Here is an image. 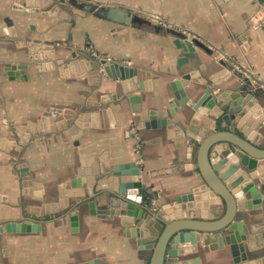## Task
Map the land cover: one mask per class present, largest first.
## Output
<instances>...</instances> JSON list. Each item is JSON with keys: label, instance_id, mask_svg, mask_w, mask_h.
<instances>
[{"label": "crops", "instance_id": "1", "mask_svg": "<svg viewBox=\"0 0 264 264\" xmlns=\"http://www.w3.org/2000/svg\"><path fill=\"white\" fill-rule=\"evenodd\" d=\"M68 1L0 0V264H149L152 249L140 243L136 227H128L125 217L91 218L85 203L76 212L79 229L74 232L69 219L74 211L68 210L75 199L67 197L69 207L61 210L60 192L72 189L76 180L84 182L81 169L93 173L95 167L107 171L136 163L156 195L154 208L164 209L158 205L163 200L172 207L177 196L193 194L203 199L196 209L204 220L221 210L201 178L197 143L182 133L178 117L172 128L159 130H146L144 122L150 111L166 108L159 99L170 94L168 83L195 70L191 61L177 71L182 51L168 29L192 34L214 51L210 57L197 49L202 65H216L220 82L236 74L233 80L241 83L237 75H245L236 64L264 84V0H78L126 9L149 22L130 27L98 19ZM93 51L144 74L139 101L133 100L137 90L127 84L125 93L122 82L109 79L103 70L95 80L77 74L78 67L90 70L95 63ZM13 65L24 68L12 79L8 69ZM200 76L214 74L205 69ZM252 89L264 103L263 90ZM102 98L107 100L101 108L90 105ZM100 110L107 114L99 115ZM45 113L53 117L47 120L49 131L29 132L28 127L43 128ZM79 119L83 128L65 135ZM57 123L66 127L58 129ZM22 126L28 137H19ZM247 134L264 149V128ZM12 143L16 145L6 149ZM22 164L31 186L23 185ZM105 179L110 190L113 177ZM84 186L80 183L76 191L86 192ZM46 208L51 212L41 216ZM185 210L194 213L195 208ZM254 212L245 214L257 227L246 245L258 253L264 241V198ZM24 218L39 220L41 230L4 231V224ZM165 264H232V259L227 247L213 250L202 244L196 254L167 256Z\"/></svg>", "mask_w": 264, "mask_h": 264}, {"label": "water", "instance_id": "2", "mask_svg": "<svg viewBox=\"0 0 264 264\" xmlns=\"http://www.w3.org/2000/svg\"><path fill=\"white\" fill-rule=\"evenodd\" d=\"M68 3L98 19L124 27L149 24L147 19L126 9L78 0H69ZM42 29L43 27H40L38 30ZM262 29L264 31V25ZM167 32L175 38V47L182 51V56L177 60V71L181 72L191 61H194L195 70L182 72L179 77L168 83L170 94L159 99V102L166 103V108L150 111L144 128H172V119L178 117V122L183 124L182 133L197 143L201 178L211 195L218 200L215 205L220 206L221 210H214L213 217L204 220L201 211L196 209L197 203L203 199L193 194L177 196L176 205L172 207L165 206L163 200L164 203L158 205H164V209L154 208L157 206L156 195L151 191V187L148 188L144 184L140 175L141 166L136 163L118 165L107 171L95 167L93 173L81 169L79 176L84 178V182L76 180L72 189L66 192L61 190L59 208L64 210L69 207L65 206L68 204L67 197L75 199L68 210L74 211L69 217L74 232L79 229L80 217L76 212L85 203L89 206L91 218L111 219V215L125 217L128 219V227H136V236L141 239L140 243L148 244L149 249H152L149 264H165L167 256L183 257L196 254L202 244L209 245L213 250L227 247L232 264H264V241L260 244L258 253H254L251 248L247 249L246 243L253 239L250 232H256L257 227L249 224L245 218L247 212L256 214L254 209H259L264 198V149L258 147L247 134L248 131L255 132L264 128V103L245 76L237 75L241 82L238 84L233 80L236 74H227L228 77L220 82L219 71L214 63L202 65L197 49L210 57L214 54L204 42L174 29H168ZM42 40L45 38L42 37ZM223 61L218 60L225 66ZM94 62L90 70L84 69L83 66L78 67L77 74L95 80L101 76L100 70H103L109 79L122 82L125 93L127 84L137 90L133 100L141 99L144 74L127 65L106 59ZM23 68V65L9 67V77L13 79L18 74L16 71ZM205 69H209L214 77H201L200 72ZM191 83L193 85L189 87ZM106 100L102 98L101 102L90 105L101 108ZM98 114L104 115L107 112L100 110ZM50 119H53L52 114L45 113L40 119L43 121V128L36 125L35 128L28 127V131H49L46 125ZM80 122V119L74 121L70 130L64 131V134L68 136L83 128ZM55 127L63 129L66 123H57ZM84 128L87 127L84 125ZM24 131L23 126L17 128L20 138L24 137ZM177 132H181V129H177ZM15 145L16 143L7 144L6 149ZM20 171L24 176L23 185L31 186L25 164L21 165ZM100 175L103 177L98 178ZM106 176L108 179L113 177L111 182L115 185L110 187V190H106ZM80 183L82 186L85 183L86 192L76 191ZM38 195L40 196V192ZM97 199L100 202H97ZM103 199L107 203H101ZM186 208H195L196 212L188 213ZM50 212L46 208L40 215L44 216ZM39 223L35 218H24L20 222L6 223L3 228L7 233H36L41 230ZM94 263L99 264L98 261Z\"/></svg>", "mask_w": 264, "mask_h": 264}, {"label": "built area", "instance_id": "3", "mask_svg": "<svg viewBox=\"0 0 264 264\" xmlns=\"http://www.w3.org/2000/svg\"><path fill=\"white\" fill-rule=\"evenodd\" d=\"M187 36L189 37H192V38H196L194 35L192 34H186ZM92 55L99 61V60H102L103 58L101 56H99L95 51H93ZM100 57L102 59H100ZM106 60H109L111 61L110 59H106ZM238 69V71H240L243 75H245V77L247 78V80L251 83V85L253 87H256L258 89H261L263 90L264 92V84L261 83L260 79L252 72V71H248L247 69H245L244 67H241V66H237L236 67Z\"/></svg>", "mask_w": 264, "mask_h": 264}]
</instances>
